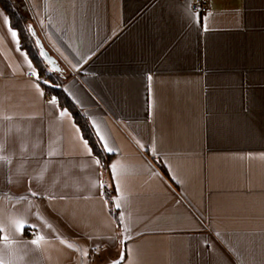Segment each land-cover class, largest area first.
<instances>
[{
    "label": "crops",
    "instance_id": "crops-1",
    "mask_svg": "<svg viewBox=\"0 0 264 264\" xmlns=\"http://www.w3.org/2000/svg\"><path fill=\"white\" fill-rule=\"evenodd\" d=\"M20 1L116 167L0 5V264H264V0Z\"/></svg>",
    "mask_w": 264,
    "mask_h": 264
},
{
    "label": "trees",
    "instance_id": "trees-1",
    "mask_svg": "<svg viewBox=\"0 0 264 264\" xmlns=\"http://www.w3.org/2000/svg\"><path fill=\"white\" fill-rule=\"evenodd\" d=\"M19 1L20 0H0V5L6 11L12 28L18 32L19 36H21V49L27 51L33 64L36 65L38 70L37 75L41 76L42 74H45L47 78L46 80H49L53 85H56L53 88L46 86V92L57 100L58 105L61 108L68 109L72 113L73 118L80 127L84 138L88 141L91 148H93L95 156L99 159L100 163H102L104 172L109 174V165L111 164L112 156L107 154L102 148L90 120L82 114L68 94L61 89V87L65 84V80L58 78L56 75L48 71L47 65L41 56L40 49H38L36 39L34 35H32V31L29 26L30 15L24 7L20 6ZM158 169L171 183V179L169 175H167L165 168L159 164ZM106 191L107 203L112 214L117 219L118 213L113 202L116 191L113 186L111 188H106Z\"/></svg>",
    "mask_w": 264,
    "mask_h": 264
},
{
    "label": "built area",
    "instance_id": "built-area-1",
    "mask_svg": "<svg viewBox=\"0 0 264 264\" xmlns=\"http://www.w3.org/2000/svg\"><path fill=\"white\" fill-rule=\"evenodd\" d=\"M210 4L211 2L209 0H194L191 4V11L195 15H206L209 13ZM28 77L37 81L38 83H41L47 79L45 74L39 76L35 73H29Z\"/></svg>",
    "mask_w": 264,
    "mask_h": 264
},
{
    "label": "snow or ice",
    "instance_id": "snow-or-ice-1",
    "mask_svg": "<svg viewBox=\"0 0 264 264\" xmlns=\"http://www.w3.org/2000/svg\"><path fill=\"white\" fill-rule=\"evenodd\" d=\"M198 16H200V14H197ZM5 19L7 20V18L5 17ZM206 30V29H205ZM10 31H11V29H10ZM11 35L13 36V37H15V36H17V33L15 32V31H11ZM46 55V53H44L43 51H41V56H45ZM49 86H51V85H49ZM51 103L52 104H56L57 103V101L55 100V99H53L52 101H51ZM101 141H103V137H98ZM103 146V148H104V150L105 151H111V149H109V148H107V146H105V145H102ZM115 164H110L109 165V168L110 169H115ZM31 195H33V196H35V195H37V193H35V192H32V193H30ZM121 219H123V217H121ZM25 227V225H23V224H21L20 225V228L21 229H23ZM31 243H33V244H36V243H38V239H33L32 241H31ZM122 260H123V256L121 255V257H120V259H118V260H113L112 261V264H122Z\"/></svg>",
    "mask_w": 264,
    "mask_h": 264
},
{
    "label": "water",
    "instance_id": "water-1",
    "mask_svg": "<svg viewBox=\"0 0 264 264\" xmlns=\"http://www.w3.org/2000/svg\"><path fill=\"white\" fill-rule=\"evenodd\" d=\"M43 52H44V51H43ZM44 53H46V52H44ZM44 57H45V59L49 62V64L52 65V67H54V68L56 67L54 61L48 56L47 53H46V55H45Z\"/></svg>",
    "mask_w": 264,
    "mask_h": 264
}]
</instances>
